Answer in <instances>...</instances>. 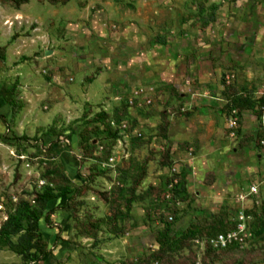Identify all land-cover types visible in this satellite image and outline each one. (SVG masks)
<instances>
[{
  "label": "rangeland",
  "instance_id": "rangeland-1",
  "mask_svg": "<svg viewBox=\"0 0 264 264\" xmlns=\"http://www.w3.org/2000/svg\"><path fill=\"white\" fill-rule=\"evenodd\" d=\"M229 99L249 105L243 140L229 134ZM101 112L125 122L128 134L93 136L84 159L79 133ZM0 115V227L23 211L20 230L0 239V264H162L152 257L158 236L237 222L236 198L264 181V148L254 140L264 115V0L0 3ZM104 146L115 156L106 172ZM169 146L173 164L162 167ZM94 166L102 174L90 189L48 203L54 228L30 213L36 192L81 186ZM174 174L189 200L172 199ZM204 242L192 244L197 264ZM249 244L214 264H264V234Z\"/></svg>",
  "mask_w": 264,
  "mask_h": 264
},
{
  "label": "trees",
  "instance_id": "trees-1",
  "mask_svg": "<svg viewBox=\"0 0 264 264\" xmlns=\"http://www.w3.org/2000/svg\"><path fill=\"white\" fill-rule=\"evenodd\" d=\"M71 0H48V2L53 5H67ZM1 4L10 5L13 8L19 10L22 6L29 3V0H0ZM218 8L215 6V9ZM215 17L214 14H211V18L209 22H214ZM5 51V48L2 50ZM4 56V55H3ZM2 56V57H3ZM236 96V95H235ZM239 100V99H238ZM229 101L232 103L229 107L228 114L229 116L232 115V112L235 110L237 111V115L239 116L241 122V115L242 112L247 111V107H249L248 104H246L247 107H241L238 109L236 107V104L229 99ZM127 107H125L126 113L127 109L130 107V104L128 102L126 103ZM228 106V105H227ZM250 109V108H249ZM99 115V124L91 125L85 127L80 133H79V143L80 148L83 150L82 157L84 159H89L92 157V151L95 150L96 146H93L91 144L93 136H102L105 135V137L110 139H116L121 140L123 138V135L128 134V129L125 130V134L121 131V129L118 127L121 121H119L117 118L110 117L109 114H106L104 112H101ZM186 115H189L188 113ZM0 119L6 124V118L3 115H0ZM112 121L116 122V126L112 125ZM240 122V125H241ZM168 127H169V121L166 119L160 126V135L164 138H167L168 133ZM242 133L241 127L238 130V136ZM263 136V133H259L258 136L254 138L256 141V145L258 147H262L260 144V139ZM245 135H241L240 140L245 139ZM102 148V147H101ZM104 153L101 151V158H98V163L101 165L104 162H107L109 158L113 155L112 154V146H104ZM102 149V150H103ZM172 146H169L167 150L162 154L160 164L162 167H171L172 166V160H171V152ZM80 159V158H79ZM103 169V168H101ZM98 170L97 166L93 167V171L91 175L86 179V182L81 186H75L73 188H70L68 185L59 186L58 187V193L55 192L51 186H47L44 190L40 192H36L34 194V198L32 199L33 207L31 209V214L37 219V220H44L46 223V226L48 228H54L55 224L52 220V215L54 213V210H50L47 208L48 203L52 201L53 199H59L66 195L72 194L71 197H74L76 195L82 194V192L90 189V185L95 181V178L102 174V170ZM109 169H103L104 172H106ZM146 173V170L144 169L143 174L135 178V182L130 189V197L134 196L136 188L141 183L142 179L144 178V175ZM63 176V175H62ZM61 176V177H62ZM16 177H19V174L17 173ZM50 177V176H49ZM65 177V176H63ZM177 174H174L171 176L170 179L167 180L168 185H172L173 187V197L174 200L176 197H178V201H187L190 199V196L186 189V182L182 179H180V182L177 180ZM51 185L53 183L58 182V178H50ZM150 189L157 193V188ZM180 192L183 194L180 196ZM102 200L106 203H110V198L108 193H101L100 194ZM175 197V198H174ZM127 206L130 208V202L129 200L126 202ZM29 202L24 203V206L29 208L31 205H29ZM246 216H250L252 218V222L250 224V232L252 234V238L250 240V248L249 250H252V246L258 236H261L264 234V198L262 199V202L260 206L254 205L251 210L246 212ZM23 223V211L19 209L16 210L14 214L9 215L7 220L2 224L0 227V239L5 238L11 235L16 234ZM238 222L230 221V222H223L221 220L212 222L210 226L206 227L204 230L200 231L199 234L196 233V230L189 229L187 230L181 237L177 239H169L168 237L164 236H158L156 238L157 243L160 245L157 252H155L152 257L156 259L158 262H161L162 264H197V254L192 249V244L196 242V240H200L203 238L211 239L216 238L221 234H227L229 232L237 230ZM248 251L246 248H240L237 245L228 246L223 249H215L213 246H211L209 243L205 245V253L203 257L201 258L202 264H214L216 260H220L223 256L231 255L234 252L237 251ZM184 251H187L188 254H184ZM244 252V253H247Z\"/></svg>",
  "mask_w": 264,
  "mask_h": 264
},
{
  "label": "built area",
  "instance_id": "built-area-1",
  "mask_svg": "<svg viewBox=\"0 0 264 264\" xmlns=\"http://www.w3.org/2000/svg\"><path fill=\"white\" fill-rule=\"evenodd\" d=\"M227 82L229 84L231 83L230 77L227 78ZM149 103H151L150 100H149ZM262 119H263L262 121L263 125H262L261 133H263V136L260 139V144L264 148V115L262 116ZM228 120H229L228 128L230 131L229 134L231 137L235 138L237 137L238 130L241 127L240 125L241 120L239 116L237 115V111L234 110L232 112V115L229 116ZM112 125L116 126V122L112 121ZM118 127L121 129L122 132H125V130L128 129V125L125 122L120 123ZM114 162H115V156L112 155L107 162L102 163V166H104L103 169L106 166H108V168L115 167ZM263 184H264V181L262 182L258 181L257 183H254L247 193H243L239 198H236L235 201H238V203L241 204L243 208V212L241 211L237 216L238 217L237 230L229 232L227 234H221L216 238L206 239V242L203 243L204 245L209 243L215 249H223V248H226L232 245H237L240 248H245V246L249 244L252 238V234L249 228L251 223H248V222L252 218L250 216H246L244 204L246 201L249 202L248 200H250V198H253V200L251 201L252 207L248 209L251 210L254 205L260 206L262 199L264 198V196L262 195ZM196 241L199 242L200 240H196Z\"/></svg>",
  "mask_w": 264,
  "mask_h": 264
},
{
  "label": "water",
  "instance_id": "water-1",
  "mask_svg": "<svg viewBox=\"0 0 264 264\" xmlns=\"http://www.w3.org/2000/svg\"><path fill=\"white\" fill-rule=\"evenodd\" d=\"M50 53L49 52H47V54L46 55H49Z\"/></svg>",
  "mask_w": 264,
  "mask_h": 264
},
{
  "label": "crops",
  "instance_id": "crops-1",
  "mask_svg": "<svg viewBox=\"0 0 264 264\" xmlns=\"http://www.w3.org/2000/svg\"><path fill=\"white\" fill-rule=\"evenodd\" d=\"M242 136H243V132H242Z\"/></svg>",
  "mask_w": 264,
  "mask_h": 264
}]
</instances>
